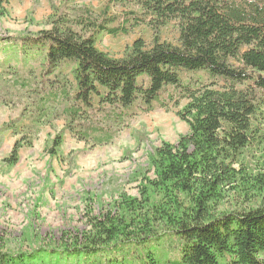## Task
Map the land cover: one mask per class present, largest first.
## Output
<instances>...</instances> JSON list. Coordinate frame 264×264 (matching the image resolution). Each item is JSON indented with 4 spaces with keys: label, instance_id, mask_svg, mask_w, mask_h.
Segmentation results:
<instances>
[{
    "label": "trees",
    "instance_id": "1",
    "mask_svg": "<svg viewBox=\"0 0 264 264\" xmlns=\"http://www.w3.org/2000/svg\"><path fill=\"white\" fill-rule=\"evenodd\" d=\"M111 2L139 7L143 17L135 24L150 28V45L138 38L121 57L109 56L96 47V35L127 34L129 20L109 26L105 10L95 19L84 9L79 17L55 16L50 29L19 39L20 54L42 58L48 72L72 70L76 92L67 114L73 120L81 113L74 105L90 108L94 96L123 110L138 104L151 111L165 106L161 94L168 87L169 99L187 100L178 114L189 133L154 150V179L140 198L121 197L88 219L89 230L30 255L0 252V264H264V166L249 171L239 163L254 142L253 119L264 103V0ZM172 21L176 44L160 38ZM180 71H201L213 84L194 90ZM60 95L40 97V108ZM21 147L14 145L10 165ZM231 192L252 205L219 210Z\"/></svg>",
    "mask_w": 264,
    "mask_h": 264
},
{
    "label": "rangeland",
    "instance_id": "2",
    "mask_svg": "<svg viewBox=\"0 0 264 264\" xmlns=\"http://www.w3.org/2000/svg\"><path fill=\"white\" fill-rule=\"evenodd\" d=\"M84 9L95 19L105 10L109 26L129 20L127 34L96 35V47L109 56L121 57L138 38L151 44L152 31L143 23L135 24V18L143 15L132 3L6 0L0 10L1 253L30 255L40 247L53 246L89 230L88 219L108 212L121 197L140 198V192L147 190V180L154 179L150 165L154 150L163 143L176 144L189 133L188 124L178 114L187 100L182 94L169 99L173 89L168 87L161 94L165 106L155 104L151 111L138 104L123 110L94 96L90 108L76 104L80 115L75 120L68 117L76 92L72 70L46 71L42 58L20 54L18 40L50 29L55 16L79 17ZM160 38L176 44L177 24L168 23ZM179 75L194 90L213 84L201 71H180ZM49 92L61 94L59 102L42 109L39 98ZM253 124L258 132L239 163L249 171H259L264 166V103L259 104ZM16 143L22 147L16 164L10 165L7 160ZM251 205L231 192L219 210Z\"/></svg>",
    "mask_w": 264,
    "mask_h": 264
}]
</instances>
